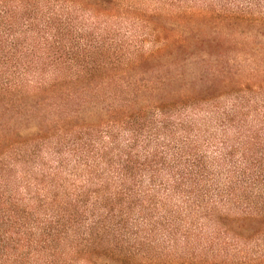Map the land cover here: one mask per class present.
I'll list each match as a JSON object with an SVG mask.
<instances>
[{"label":"trees","instance_id":"1","mask_svg":"<svg viewBox=\"0 0 264 264\" xmlns=\"http://www.w3.org/2000/svg\"><path fill=\"white\" fill-rule=\"evenodd\" d=\"M0 264H264V0H0Z\"/></svg>","mask_w":264,"mask_h":264}]
</instances>
